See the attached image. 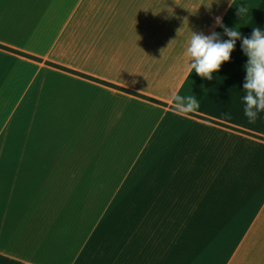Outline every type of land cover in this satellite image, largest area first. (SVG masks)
I'll return each instance as SVG.
<instances>
[{
	"label": "crops",
	"instance_id": "1",
	"mask_svg": "<svg viewBox=\"0 0 264 264\" xmlns=\"http://www.w3.org/2000/svg\"><path fill=\"white\" fill-rule=\"evenodd\" d=\"M209 1L0 0V45L41 59L0 47V264H264L247 57L207 81L186 55L191 31L227 39L217 17L264 28V3Z\"/></svg>",
	"mask_w": 264,
	"mask_h": 264
},
{
	"label": "clouds",
	"instance_id": "2",
	"mask_svg": "<svg viewBox=\"0 0 264 264\" xmlns=\"http://www.w3.org/2000/svg\"><path fill=\"white\" fill-rule=\"evenodd\" d=\"M237 15L244 18L248 14V6H236ZM216 23L223 29L227 39L219 33L211 35L191 31V37L186 48L189 57L188 67L192 73L211 81L213 74L218 73L221 66L229 62L231 54L240 41L241 50L247 57L244 65L246 73L243 84L242 103L243 113L248 123L254 124L264 113V28L256 25L252 27L249 36H244L237 26L229 28L223 24L221 18ZM175 110L180 113H190L199 107V100L194 95L174 94ZM227 115V114H226Z\"/></svg>",
	"mask_w": 264,
	"mask_h": 264
},
{
	"label": "trees",
	"instance_id": "3",
	"mask_svg": "<svg viewBox=\"0 0 264 264\" xmlns=\"http://www.w3.org/2000/svg\"><path fill=\"white\" fill-rule=\"evenodd\" d=\"M0 47H1V48H5V49H7V50H10V51H12V52H14V53H17V54H19V55L25 56V57H27V58H30V59H33V60H37V61H41V59L36 58V57H34V56H31V55H28V54L23 53V52H21V51H18V50L12 49V48H8V47L2 46V45H0ZM49 65L54 66V67H57V68H60V69H63V70H66V71H69V72H72V73H74V74L80 75V76H82V77H85V78H88V79H91V80H95V81L101 82V83H103V84H105V85H107V86H110V87H112V88H116V89H118V90H122V91H124V92L130 93V94H134V95H136V96L143 97V98H145V99H147V100H151V101H153V102H156V103H159V104H163V105H165L164 103H162V102H160V101L154 100V99L149 98V97L144 96V95H140V94H138V93H135V92H133V91L127 90V89L122 88V87H119V86H117V85H114V84H111V83H108V82H104V81H101V80L95 79V78H93V77H90V76L85 75V74H82V73H78V72H75V71H71V70L65 69V68H63V67H61V66H58V65H55V64H52V63H49Z\"/></svg>",
	"mask_w": 264,
	"mask_h": 264
},
{
	"label": "rangeland",
	"instance_id": "4",
	"mask_svg": "<svg viewBox=\"0 0 264 264\" xmlns=\"http://www.w3.org/2000/svg\"><path fill=\"white\" fill-rule=\"evenodd\" d=\"M245 1L241 0V4L243 5ZM230 0H218V1H209L210 6H230ZM261 3H264V0H255V6H260Z\"/></svg>",
	"mask_w": 264,
	"mask_h": 264
}]
</instances>
